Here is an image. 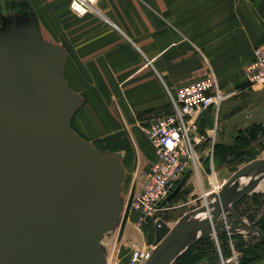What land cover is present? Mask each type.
<instances>
[{"label":"water","instance_id":"water-1","mask_svg":"<svg viewBox=\"0 0 264 264\" xmlns=\"http://www.w3.org/2000/svg\"><path fill=\"white\" fill-rule=\"evenodd\" d=\"M63 60L32 28L0 30V264H106L100 243L121 213L123 154L100 155L74 132L81 98L66 82ZM261 171L264 159L230 177L200 208L205 219L173 228L158 221L146 264H173L206 237L237 229L264 240V230L236 212L259 181L240 191L237 182Z\"/></svg>","mask_w":264,"mask_h":264},{"label":"crops","instance_id":"crops-1","mask_svg":"<svg viewBox=\"0 0 264 264\" xmlns=\"http://www.w3.org/2000/svg\"><path fill=\"white\" fill-rule=\"evenodd\" d=\"M96 7L102 15L81 16L71 0H0V30L32 28L62 51L66 82L81 98L71 121L74 132L89 143L106 138L134 145L139 171L156 161L143 127L170 111L168 90L213 69L227 98L219 111L200 114L204 132L216 122L225 127L250 89H264L252 88L246 73L255 48L264 43V0H98ZM213 161L203 159L190 176L202 177L198 186L204 195L220 182ZM212 253L196 264H219Z\"/></svg>","mask_w":264,"mask_h":264},{"label":"rangeland","instance_id":"rangeland-1","mask_svg":"<svg viewBox=\"0 0 264 264\" xmlns=\"http://www.w3.org/2000/svg\"><path fill=\"white\" fill-rule=\"evenodd\" d=\"M256 89L262 92H256L250 89L249 94L242 97L241 109L238 107L235 109L236 111L233 110V117H227L229 121L225 127L218 126L216 138L218 140L214 147L213 163L215 164V168L219 170L218 180L221 182L228 181L230 177L249 163L264 159V89L257 87ZM91 144L100 155L114 156L118 153L124 155L122 162L126 168V179L125 183L122 184L123 190L119 198L121 213L114 229L103 237L100 245L108 255L109 259L107 258V261L109 260L110 264H115L117 261H120V264H130V255L133 250L138 249L142 252L149 251L154 253L156 249L155 228L158 219L145 217L142 214L140 217L135 216V211L132 212L130 209L132 199L129 200L130 194L131 196L132 193L135 194L138 187L143 184L149 169L143 167L139 171V161L136 152H134V145L114 142V140L106 138L99 139ZM142 148L145 150L144 147ZM218 156L221 157L220 162ZM208 163L211 165L212 161ZM201 173L204 174L202 171ZM189 178L191 179L192 177ZM200 178L202 177L198 174L193 175V179L182 189V195L179 196V200L172 202V206L181 205L180 208L169 210L161 216V219L170 228L179 224V221H182L191 212H200V208L205 206L207 201L211 200V198L206 197L200 191L198 186L200 184ZM256 180L260 183L264 181L263 171L260 173L252 172L245 178L239 180L236 190L240 191ZM239 205L241 211H237L239 214L241 212L245 214L242 215L246 218L247 222L253 221L257 226L260 223L264 224V189L255 190L252 194L244 198ZM131 215L130 224L132 222L133 225H128V219ZM143 219L148 222L145 223ZM237 231L236 234L232 235L219 233L216 236H208L207 240L203 242L204 246L196 249L195 253L198 251L199 253H203L206 250L211 253L212 250L216 251L214 253L216 259H212L211 262L214 263L215 261L219 264H258L264 262V240L256 234L246 235L242 230L237 229ZM246 251H249L248 254ZM223 253L227 257H224ZM241 258L244 261H240ZM146 263L142 262L139 264Z\"/></svg>","mask_w":264,"mask_h":264},{"label":"built area","instance_id":"built-area-1","mask_svg":"<svg viewBox=\"0 0 264 264\" xmlns=\"http://www.w3.org/2000/svg\"><path fill=\"white\" fill-rule=\"evenodd\" d=\"M97 1L71 0V9L81 16L88 13L102 15L96 7ZM246 73L250 86L264 87V43L255 48L254 59L247 66ZM168 94L170 111L152 117L143 127L155 149L156 161L149 168L145 182L134 194L130 204L131 211L158 219L156 225L162 220L161 216L172 209L173 200L168 199L179 183L185 178L189 179L191 173L198 172L203 159L213 161L219 125L216 122L213 128L202 132L199 116L210 109L219 111L227 98L220 91L217 76L210 66L196 81L170 89ZM224 183L216 181L205 196L210 198V195L219 193ZM152 255L153 252L136 249L132 251L129 262L146 263Z\"/></svg>","mask_w":264,"mask_h":264},{"label":"trees","instance_id":"trees-1","mask_svg":"<svg viewBox=\"0 0 264 264\" xmlns=\"http://www.w3.org/2000/svg\"><path fill=\"white\" fill-rule=\"evenodd\" d=\"M175 200V198L173 199V201ZM261 229L264 230V224H259L258 225ZM207 240V237L203 240H201L200 242H198L196 245L192 246L187 252H185L182 256H180L174 264H196L197 262H199L203 257L204 255L208 252V250L204 251L203 253H199V251L197 253H195L196 249H198L200 246H204L203 242H205ZM264 244V242H263ZM222 251L224 252V250L222 249ZM213 253H216V251H213ZM247 254L249 251H246ZM192 254V255H190ZM224 257H227L226 254H224ZM240 261H244L243 258L240 259ZM243 264V263H241Z\"/></svg>","mask_w":264,"mask_h":264},{"label":"bare ground","instance_id":"bare-ground-1","mask_svg":"<svg viewBox=\"0 0 264 264\" xmlns=\"http://www.w3.org/2000/svg\"><path fill=\"white\" fill-rule=\"evenodd\" d=\"M92 146V145H91ZM92 148L94 149V147L92 146ZM95 150V149H94ZM96 151V150H95ZM97 152V151H96ZM125 170V169H124ZM125 178V177H124ZM221 182V181H220ZM125 183V182H124ZM260 183V182H259ZM258 183V185L256 186V188H255V190H262V189H264V181H262L260 184ZM122 185V184H121ZM122 190H123V185H122ZM205 199H206V197H205ZM198 213H200L199 211H198ZM198 213H191V214H189V215H187L182 221H181V223H187V222H191V221H193V220H197V219H201V218H203V217H207L208 216V214L205 212V213H200V214H198ZM204 218V219H205ZM105 235V234H104ZM102 240V239H101ZM102 249V248H101ZM106 256V255H105ZM106 264H110L109 263V260L107 261V258H106Z\"/></svg>","mask_w":264,"mask_h":264},{"label":"flooded vegetation","instance_id":"flooded-vegetation-1","mask_svg":"<svg viewBox=\"0 0 264 264\" xmlns=\"http://www.w3.org/2000/svg\"><path fill=\"white\" fill-rule=\"evenodd\" d=\"M239 208H240V205L238 204L237 207H236V212H237V214H238L240 217L245 218V217H243V215H245V214H243L242 212H241V214L238 213L237 210L241 211ZM242 214H243V215H242ZM251 222L254 223L253 221H251ZM228 223H229V224H237L236 220H235V219H232V218H230V217H228ZM254 224H255V223H254ZM255 225H256V224H255ZM256 226H257V225H256Z\"/></svg>","mask_w":264,"mask_h":264}]
</instances>
